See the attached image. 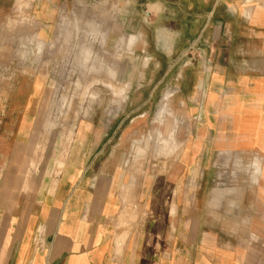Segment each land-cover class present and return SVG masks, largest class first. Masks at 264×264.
<instances>
[{"label":"crops","instance_id":"1","mask_svg":"<svg viewBox=\"0 0 264 264\" xmlns=\"http://www.w3.org/2000/svg\"><path fill=\"white\" fill-rule=\"evenodd\" d=\"M45 1L51 35L58 5ZM145 7L133 14L134 90L113 96L133 107L87 109L64 145L67 124L45 121L42 80L24 69L35 64L0 59V264H264V0ZM205 36L206 57L183 65ZM162 82L164 112L152 106ZM158 130L176 155L143 174L125 148Z\"/></svg>","mask_w":264,"mask_h":264},{"label":"rangeland","instance_id":"2","mask_svg":"<svg viewBox=\"0 0 264 264\" xmlns=\"http://www.w3.org/2000/svg\"><path fill=\"white\" fill-rule=\"evenodd\" d=\"M150 1L157 0H56L58 17L55 32L49 35L45 28L51 29L53 25L42 24L38 19L47 21L50 16L51 9L45 0H40V12L37 9L36 14L38 0H0V59L35 64L24 69L35 71L42 80L40 89L46 94L45 105L49 112L45 121L50 127L67 124L69 129L91 108L105 111L123 104L133 107L132 99L118 102L113 96L127 95L134 90L132 81L137 68L134 67L132 45L137 36L133 32V14L137 10L144 13L145 3ZM54 13L55 10H51V16ZM122 26L127 32L122 31ZM148 38L154 36L148 35ZM207 40L206 36L199 43L191 40L177 58L190 69L196 67L206 57ZM159 58L165 63V57L159 55ZM164 70L165 67L160 69L158 78ZM151 86L143 83L142 90L149 91ZM169 89L168 82L159 84L157 95L152 99L154 108L162 106L163 95ZM162 110L165 111V106ZM96 117L104 118L111 125L119 120V116L113 115ZM163 120L164 116L159 118L160 122ZM168 134L170 132L160 130L132 132L130 138L134 145L125 148L126 160L143 174L167 170L177 150L167 141ZM188 134L187 143H190L193 136L190 131ZM70 138L69 129L61 132L58 141L64 145ZM55 142L56 133L47 131L46 149ZM54 153L55 149L53 156Z\"/></svg>","mask_w":264,"mask_h":264},{"label":"bare ground","instance_id":"3","mask_svg":"<svg viewBox=\"0 0 264 264\" xmlns=\"http://www.w3.org/2000/svg\"><path fill=\"white\" fill-rule=\"evenodd\" d=\"M38 46H39V45H38V42H37V48H38ZM201 91H202V90H201ZM162 112H164V111L162 110ZM162 116H163V115H161V117H162ZM164 144L167 145V141L164 140Z\"/></svg>","mask_w":264,"mask_h":264},{"label":"built area","instance_id":"4","mask_svg":"<svg viewBox=\"0 0 264 264\" xmlns=\"http://www.w3.org/2000/svg\"><path fill=\"white\" fill-rule=\"evenodd\" d=\"M45 45H46V44H45ZM45 45L43 46V49H44ZM43 49H42V51H43ZM38 53H39V51H38ZM39 54H41V53H39Z\"/></svg>","mask_w":264,"mask_h":264}]
</instances>
